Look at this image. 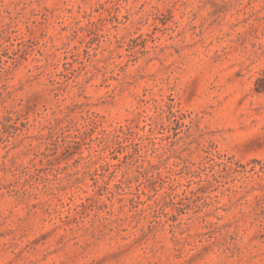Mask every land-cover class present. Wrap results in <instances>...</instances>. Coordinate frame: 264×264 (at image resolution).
Masks as SVG:
<instances>
[{"label":"rangeland","instance_id":"1","mask_svg":"<svg viewBox=\"0 0 264 264\" xmlns=\"http://www.w3.org/2000/svg\"><path fill=\"white\" fill-rule=\"evenodd\" d=\"M264 0H0V264H264Z\"/></svg>","mask_w":264,"mask_h":264},{"label":"trees","instance_id":"2","mask_svg":"<svg viewBox=\"0 0 264 264\" xmlns=\"http://www.w3.org/2000/svg\"><path fill=\"white\" fill-rule=\"evenodd\" d=\"M257 90L263 91L264 90V76L259 78L257 81Z\"/></svg>","mask_w":264,"mask_h":264}]
</instances>
